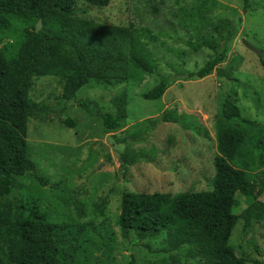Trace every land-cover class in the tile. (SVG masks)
Wrapping results in <instances>:
<instances>
[{"label": "trees", "instance_id": "trees-1", "mask_svg": "<svg viewBox=\"0 0 264 264\" xmlns=\"http://www.w3.org/2000/svg\"><path fill=\"white\" fill-rule=\"evenodd\" d=\"M77 2L103 8L110 0H0V198L9 197L18 186L17 178L35 169L26 141L27 125L30 119L48 120L49 106L30 98L33 78L51 76L61 79L62 102L71 101L91 82L114 86L146 76L159 78L142 94L143 99L150 101L161 99L177 81L203 79L213 72L244 87L230 72L219 67L226 59V48L233 34L238 32L232 20L220 19L210 23L207 33L210 35L197 34L185 40L178 39L191 50L204 48L213 53L195 71H175L173 76L167 74L163 77L139 29L78 17L75 14ZM193 4H199L194 11L203 20L200 8L205 9L206 15V10L211 14L215 1L193 0ZM179 10H184L181 25L197 23L195 14L185 7L178 8L171 16ZM243 13H254L249 0H243ZM240 20L238 17L237 26ZM38 21L42 26L36 33ZM169 23L171 26L164 28L183 29ZM182 31L186 32L185 29ZM9 38L11 40L7 41ZM138 61H144L145 65L138 66ZM259 63L264 68V50L259 55ZM128 104L127 89L122 88L112 99L113 114H101L90 102L79 101L78 106L99 118L104 131L110 133L128 120ZM175 112L166 109L159 122L153 124L150 121V126L140 137L113 136V139L118 144L144 145L157 127L165 123L177 125L197 138H209L204 136L193 115ZM237 122L250 124L252 121L241 115L234 98L227 97L215 121L212 192L121 196L116 223L123 239H128L131 232L141 242L155 240L164 234L162 252L182 250L185 257L196 264H247L250 261L245 255L237 254L229 239L239 219L243 220L244 227L250 220L264 222V202L258 200L264 192V125H257L253 134L248 135L236 126ZM61 124L73 128L76 121L66 117ZM258 161L261 166L257 168ZM176 170L174 167L167 169L168 172ZM34 177L44 185L47 183ZM58 186L54 184L51 188L57 189ZM238 194L251 198L252 202L236 215L233 210L239 204ZM95 205L99 213L104 214L107 199L102 198ZM75 210L78 219L85 216L81 205H75ZM90 230H95L90 222L53 220L46 210L28 198L17 203H0V264H70ZM111 239L112 235L109 236ZM106 245L103 243V247Z\"/></svg>", "mask_w": 264, "mask_h": 264}, {"label": "rangeland", "instance_id": "rangeland-1", "mask_svg": "<svg viewBox=\"0 0 264 264\" xmlns=\"http://www.w3.org/2000/svg\"><path fill=\"white\" fill-rule=\"evenodd\" d=\"M214 1L211 14L206 10V15L205 9L200 8L203 20L197 17L194 10L199 4H193V0H110L103 8L77 2L75 14L98 22L139 29L163 77L167 74L173 76L175 71H195L213 53L204 48L191 50L178 39L185 40L197 34L210 35L207 34L210 23L220 19L232 20L238 32L233 34L226 48V59L219 67L230 72L244 87L213 72L203 79L177 81L161 99L150 101L143 99L142 94L151 89L159 78L146 76L145 79L136 77L135 82L114 86L91 82L82 87L71 101L62 102L61 79L51 76L33 78L29 96L36 103L49 106V118L46 121L29 120L26 141L35 169L18 177V186L9 197L0 198V203H17L28 198L46 210L53 220L90 222L95 226L94 231L90 230L85 235L70 264H196L187 259L182 250L162 252L164 234L155 240L141 242L131 232L128 239H123L116 220L123 194L208 193L214 190L215 121L225 98H234L241 115L252 121L250 124L236 123L248 135L253 134L257 125H264V68L259 63V55L242 44L244 39L257 50H264V0H249L254 6L252 15L243 13V0ZM180 7L191 10L197 23L181 25L184 10L171 16ZM238 17L241 20L237 26ZM169 22L180 25L179 28L183 27L186 32L177 27L164 28L171 26ZM136 64L145 65L144 61ZM122 88L128 92V120L110 133L104 131L99 118L78 106L79 101L90 102L101 114H113L112 99ZM166 109H173L178 115H193L204 136L209 137H194L201 148L191 142L181 145L180 138L176 140L175 148L166 152L152 148L166 131L155 132L145 145L118 144L113 139V136L125 139L127 136H142L151 122H159ZM66 117L76 121L73 128L61 124ZM169 125L173 124H161L159 129ZM166 135L173 136V132ZM249 145H252L251 141ZM125 148H133L135 153L125 151ZM137 148L144 149L137 153ZM143 159L146 162L141 161ZM130 162L136 163L127 166ZM260 166L258 161L257 168ZM169 167L177 170L168 172ZM34 176L47 183L42 184ZM54 184H59L57 189L51 188ZM102 198L107 199L104 214H100L95 205ZM236 199L239 204L233 212L239 215L252 199L241 194ZM258 200L264 202V192ZM77 204L85 210L82 219L77 218ZM103 243L107 245L103 247ZM229 244L238 255L250 259L247 264H264V222L250 220L244 227L243 220L239 219Z\"/></svg>", "mask_w": 264, "mask_h": 264}, {"label": "crops", "instance_id": "crops-1", "mask_svg": "<svg viewBox=\"0 0 264 264\" xmlns=\"http://www.w3.org/2000/svg\"><path fill=\"white\" fill-rule=\"evenodd\" d=\"M161 125V124H160ZM159 125V126H160ZM159 126L157 127V129L152 133V135L155 133V132H160V131H166V133H172L173 132V136H168L166 135V133H164L159 139L160 141L158 143H154L152 148H158L160 151H163V152H166L167 150H169V148H175V145L177 144L176 143V140L178 138L181 139V145L182 144H185L186 142H191L193 144H195L197 146V148H201L200 146H198L196 144V139L197 137H195L194 134H192L191 132H188V131H183L181 130V128L177 125H169V126H165L164 128L162 129H159ZM174 137H175V142L174 141ZM195 137V138H194ZM150 141V140H148ZM147 141V142H148ZM146 142V143H147ZM128 144V143H126ZM145 145V144H144ZM143 147V146H142ZM137 153H139L140 151H142L144 148H137ZM125 151L127 152H132V153H135L133 152V148H125ZM202 174V173H201Z\"/></svg>", "mask_w": 264, "mask_h": 264}, {"label": "water", "instance_id": "water-1", "mask_svg": "<svg viewBox=\"0 0 264 264\" xmlns=\"http://www.w3.org/2000/svg\"><path fill=\"white\" fill-rule=\"evenodd\" d=\"M41 21H38L35 25V32H39V30L41 29ZM242 44L247 48L249 49L250 51H252L253 53L257 54V55H260L261 54V51L257 50L256 48L250 46L249 44L246 43V41L243 39L242 40Z\"/></svg>", "mask_w": 264, "mask_h": 264}]
</instances>
